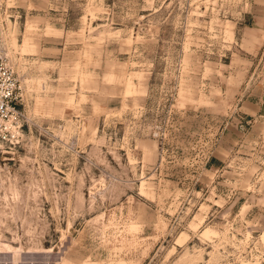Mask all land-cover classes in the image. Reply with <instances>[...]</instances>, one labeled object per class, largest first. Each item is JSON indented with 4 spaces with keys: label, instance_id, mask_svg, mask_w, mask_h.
<instances>
[{
    "label": "rangeland",
    "instance_id": "rangeland-1",
    "mask_svg": "<svg viewBox=\"0 0 264 264\" xmlns=\"http://www.w3.org/2000/svg\"><path fill=\"white\" fill-rule=\"evenodd\" d=\"M253 4L0 0V264H264Z\"/></svg>",
    "mask_w": 264,
    "mask_h": 264
},
{
    "label": "built area",
    "instance_id": "built-area-1",
    "mask_svg": "<svg viewBox=\"0 0 264 264\" xmlns=\"http://www.w3.org/2000/svg\"><path fill=\"white\" fill-rule=\"evenodd\" d=\"M264 73V40L255 60L253 79ZM18 81L9 62L0 55V146L14 143L22 134L23 112L18 106Z\"/></svg>",
    "mask_w": 264,
    "mask_h": 264
},
{
    "label": "crops",
    "instance_id": "crops-1",
    "mask_svg": "<svg viewBox=\"0 0 264 264\" xmlns=\"http://www.w3.org/2000/svg\"><path fill=\"white\" fill-rule=\"evenodd\" d=\"M252 6V17L256 27L248 26L243 37V43L250 53L255 51L264 40L262 33V31L264 32V0H254ZM249 62H252L251 56ZM241 100V107L245 112V116L249 117L248 120L264 117V73L254 80L251 87H249V91Z\"/></svg>",
    "mask_w": 264,
    "mask_h": 264
}]
</instances>
